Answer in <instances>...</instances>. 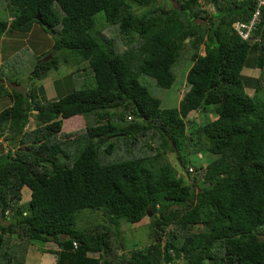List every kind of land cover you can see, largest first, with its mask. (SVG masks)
<instances>
[{
  "label": "trees",
  "instance_id": "1",
  "mask_svg": "<svg viewBox=\"0 0 264 264\" xmlns=\"http://www.w3.org/2000/svg\"><path fill=\"white\" fill-rule=\"evenodd\" d=\"M171 1L176 8L0 0V40L27 44L33 26L48 36L19 74L24 92L0 81L9 102L0 109V264H23L29 244L53 253L55 264H264V6L242 40L232 24L246 22L256 0ZM97 14L107 24L101 31ZM180 57L185 90L162 108L139 78L168 89ZM60 68L65 83L76 74L79 86L62 94L56 85L49 95L43 81ZM204 153L213 157L204 166H185L184 156ZM87 213L113 230L77 226ZM144 217L151 242L127 255L118 221ZM48 242L58 250L45 251Z\"/></svg>",
  "mask_w": 264,
  "mask_h": 264
},
{
  "label": "rangeland",
  "instance_id": "2",
  "mask_svg": "<svg viewBox=\"0 0 264 264\" xmlns=\"http://www.w3.org/2000/svg\"><path fill=\"white\" fill-rule=\"evenodd\" d=\"M161 6L165 7V8H170V7H175L176 8V4H174L171 0H162ZM171 4V5H169ZM135 10V14H139L140 12H142V9H137L134 8ZM4 12L0 11V16L4 19ZM101 14H97L94 16V21H95V26L94 29L97 31H101L103 29H105V27L107 26V24H105L104 22H102L103 20L100 18ZM37 28L39 29V27L33 26L31 27L30 32L28 33L29 35L31 34L32 36L29 38L28 36L25 38V40H29V43L25 44L22 42L19 43H15V39L13 37H10L9 35L5 34L2 36V39L0 40V46H3V51H0V81H3V88L6 89H14L16 91L19 92H24L27 88V83L24 82L25 78H23L22 76H20L19 74H23L26 72L28 64H31V62L33 61L34 58V53L33 51H35L36 49H40L42 47L45 46V44H47V39L48 38L47 35H45L42 31L37 30ZM108 30V35L112 36L109 29ZM112 30V29H111ZM37 33V35H35ZM29 38V39H28ZM32 45V48H30L29 46ZM200 52L202 54V47L200 49ZM54 52H52L51 54H53ZM55 55V54H54ZM9 65H12L13 67H9L12 68L11 71H13V68L16 70V74L17 77L14 81L13 78H9L6 76V71H8V67ZM188 67L187 65V61H185L184 57H180V59H177V61L175 62V64L173 65V67L171 68V71L174 74V81L172 83V85L168 88V89H160L157 86L154 85V83L152 82V80L148 79L145 76H141L139 78V82L141 84H143V82H147L149 85V87H147V90L154 96L157 97L161 100V107L162 108H174L176 106L177 103V98L182 95V93L185 90V87H183L182 85H180V82L183 80L184 81V75H185V70ZM51 74H48V78L46 80H44V86L46 88V93H48L49 95H54L55 92H52L53 87L55 88L56 85H58V87H62L63 86V90L61 91L60 89V93H65L68 89L69 86L74 82L76 83L77 87L79 86L78 84V80L77 79V75L73 74V76L70 79V84L65 83V81L63 79H61L59 76L62 74V69L60 68L59 70H57V72H50ZM243 73L245 75L251 76V77H256L258 74L257 72L255 73L254 71H249V70H243ZM13 75H15L14 72H12ZM17 81V83H15ZM51 81V82H49ZM14 82V83H13ZM73 83V86H74ZM2 84V83H1ZM49 84V85H48ZM57 87V88H58ZM180 87V88H179ZM262 89L260 92V95L264 96V83H262ZM5 91V90H3ZM1 92V89H0ZM57 92V90H56ZM58 93V92H57ZM247 94H251L252 91L251 90H246ZM263 93V94H262ZM45 95V94H44ZM46 97V95H45ZM8 102V100L4 97L0 96V109H2ZM8 105V104H7ZM191 117H195V115H192ZM196 118V117H195ZM189 120V119H188ZM197 120H199V116L197 115ZM128 122V121H127ZM33 122L30 120V124L29 127L32 128ZM5 142L0 140V148L5 149L4 147ZM0 150V151H1ZM183 154V153H181ZM212 155H209L207 153L201 154V155H196V156H190V157H186L184 156V160H185V166H204L206 163H208L209 161H211L212 159ZM165 161H167L170 165H174V162L176 161L174 158V153H167L164 156ZM175 169H180V167L176 166L174 167ZM22 198H21V202H26L29 198V193L26 191H22ZM82 214H85L84 212ZM84 216V215H83ZM78 222V221H77ZM148 219L146 217L142 218L139 222L135 223V224H131L125 221H118V226H117V235H118V243L120 245H123V248L125 249V253L128 255L130 254L133 249L135 250H139V249H144L150 242H151V238H150V234H149V223H148ZM90 223H98V225H102L103 226H107L110 229L113 230V224L107 220L106 218H103V216H101V214L99 213H87L85 215V217L83 219H80V222H78L77 226H81L82 224L84 226L89 225ZM52 245L51 243H47L45 244L43 248L45 251H47L49 248L48 246ZM53 246V245H52ZM28 253H33V249H35L36 253L39 254V252L41 253V251H39V248H41V245L39 244H29L28 246ZM43 250V251H44ZM51 256V255H49ZM97 256V255H95ZM27 258H30V255L27 256ZM34 256L32 257L31 261L27 260L26 258H24L23 260V264H37V261L34 262L33 260ZM48 258V256H47ZM163 264V263H162ZM170 264H180L179 261H173Z\"/></svg>",
  "mask_w": 264,
  "mask_h": 264
},
{
  "label": "built area",
  "instance_id": "3",
  "mask_svg": "<svg viewBox=\"0 0 264 264\" xmlns=\"http://www.w3.org/2000/svg\"><path fill=\"white\" fill-rule=\"evenodd\" d=\"M231 1H240V0H231ZM264 6V0H256L255 9L251 15V17L246 22H235L232 24L233 29L236 31L237 35L242 40H248L249 34L255 28L258 22V14L259 7ZM73 247H75V243H72Z\"/></svg>",
  "mask_w": 264,
  "mask_h": 264
},
{
  "label": "crops",
  "instance_id": "4",
  "mask_svg": "<svg viewBox=\"0 0 264 264\" xmlns=\"http://www.w3.org/2000/svg\"><path fill=\"white\" fill-rule=\"evenodd\" d=\"M7 104L5 106H7ZM48 248H49L48 250H52V251L55 250V247L52 245L48 246ZM27 251L29 252L28 248L26 249V255H25V258L28 261L29 260L31 261L32 257L34 256L33 260H34V262L37 261V264H55V255H53V254H46V253H40V252L38 254L35 252L36 250H34V249L32 251L33 253L27 254ZM29 255H30V258L28 259L27 256H29ZM49 255H51V256H49ZM47 256H48V258H47Z\"/></svg>",
  "mask_w": 264,
  "mask_h": 264
},
{
  "label": "clouds",
  "instance_id": "5",
  "mask_svg": "<svg viewBox=\"0 0 264 264\" xmlns=\"http://www.w3.org/2000/svg\"><path fill=\"white\" fill-rule=\"evenodd\" d=\"M229 1H231V0H229ZM232 2H234V1H232ZM179 98V97H178ZM193 114H189V117H191ZM128 119V118H127ZM48 243H51L54 247H55V250H53V251H57L58 250V247H57V245L56 244H54V243H52V242H48ZM72 243H75V247H73V245H72ZM45 244H47V243H45ZM76 246H77V244H76V242L75 241H72L71 242V247H72V249L74 250L75 248H76ZM46 247V246H45ZM45 247H43V248H45ZM28 248V247H27ZM35 250V249H34ZM47 251H52V250H47ZM42 253H46V254H53V253H49V252H42ZM26 254V253H25ZM54 255V254H53ZM95 255H97V254H95ZM95 255H93V257H97V256H95Z\"/></svg>",
  "mask_w": 264,
  "mask_h": 264
}]
</instances>
